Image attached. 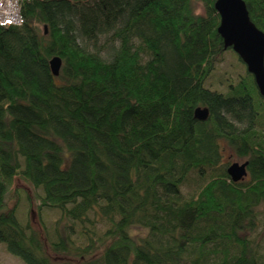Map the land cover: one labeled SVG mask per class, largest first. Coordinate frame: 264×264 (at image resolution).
Returning <instances> with one entry per match:
<instances>
[{"label": "trees", "instance_id": "trees-1", "mask_svg": "<svg viewBox=\"0 0 264 264\" xmlns=\"http://www.w3.org/2000/svg\"><path fill=\"white\" fill-rule=\"evenodd\" d=\"M214 1L18 0L0 23V242L23 264H264V96ZM244 2L264 33V0ZM107 33L109 59L81 45ZM227 49L241 71L219 91Z\"/></svg>", "mask_w": 264, "mask_h": 264}, {"label": "water", "instance_id": "water-1", "mask_svg": "<svg viewBox=\"0 0 264 264\" xmlns=\"http://www.w3.org/2000/svg\"><path fill=\"white\" fill-rule=\"evenodd\" d=\"M214 8L219 15L217 32L222 38L223 47H231L253 76L259 93L264 96V33L249 18L244 0H215ZM51 72L57 75L60 58L49 60ZM196 115L200 110H195ZM247 161H232L226 168L233 181L246 175Z\"/></svg>", "mask_w": 264, "mask_h": 264}, {"label": "rangeland", "instance_id": "rangeland-1", "mask_svg": "<svg viewBox=\"0 0 264 264\" xmlns=\"http://www.w3.org/2000/svg\"><path fill=\"white\" fill-rule=\"evenodd\" d=\"M0 0V11L2 12V6H4V1ZM15 2L14 0H10ZM5 7V6H4ZM3 7V8H4ZM196 10H201L200 6L196 5ZM119 41L114 39L111 33L102 34L100 35L96 41H81V45L88 51L95 52L99 54L104 59H109L112 52L117 48ZM223 59L219 61L216 67L213 69L212 77H210L208 84L211 87L219 90V91H226L228 88V77L237 80L238 73L241 71L240 64L236 63V60L233 58L232 54L229 50H225L222 53ZM237 127L243 126L241 123H235ZM221 149L223 150V161L227 159V161H238L241 162L245 160V157H238L232 150H230L227 145L223 142H219ZM247 178V175L244 176V179ZM22 181L20 179H15V183L21 184ZM193 189V186L184 187L182 189L183 192L190 193ZM29 210V219L34 227H38L36 213L34 212V206L30 205ZM18 216L21 219L27 217L26 211H28V205L21 203L18 207ZM58 212L56 210H44L43 212V219L47 227L52 228L53 221L57 218ZM135 231V230H134ZM256 241L261 245L262 249H264V209L261 210L259 216V225L255 232L251 235ZM47 252L53 256L55 260L60 259L62 257L59 253H54L50 248H47ZM0 263L1 264H23V260L11 253H9L3 242H0Z\"/></svg>", "mask_w": 264, "mask_h": 264}, {"label": "built area", "instance_id": "built-area-1", "mask_svg": "<svg viewBox=\"0 0 264 264\" xmlns=\"http://www.w3.org/2000/svg\"><path fill=\"white\" fill-rule=\"evenodd\" d=\"M3 1L5 7L2 6V12L0 11V23H6V22L18 23L19 22L18 0H14L15 2L10 0H3ZM1 4L2 3H0V5Z\"/></svg>", "mask_w": 264, "mask_h": 264}, {"label": "flooded vegetation", "instance_id": "flooded-vegetation-1", "mask_svg": "<svg viewBox=\"0 0 264 264\" xmlns=\"http://www.w3.org/2000/svg\"><path fill=\"white\" fill-rule=\"evenodd\" d=\"M243 161H245V160H243ZM242 162V161H241Z\"/></svg>", "mask_w": 264, "mask_h": 264}]
</instances>
